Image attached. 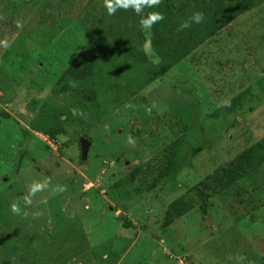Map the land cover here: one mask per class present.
Instances as JSON below:
<instances>
[{"label": "rangeland", "instance_id": "obj_1", "mask_svg": "<svg viewBox=\"0 0 264 264\" xmlns=\"http://www.w3.org/2000/svg\"><path fill=\"white\" fill-rule=\"evenodd\" d=\"M103 5L0 0V137L11 131L20 142L12 168L0 161V239L14 246L13 257L0 249V264H255L264 256V166L205 198V213L197 200L186 216L167 228L164 222L170 204L264 136V4L219 31L161 83L138 88L125 109H107L100 92L104 112L116 111L98 120V110L69 89L72 80L68 89L57 83L69 70L76 77V60H96L86 47ZM146 53L153 55L149 46ZM241 95L234 112L215 116ZM51 109L65 114L64 132L54 139L31 126L59 128ZM81 138L91 143L84 160ZM179 142L169 177L152 190L130 183L136 171L152 182L162 151ZM34 182L46 187L24 205ZM17 201L27 216L11 213Z\"/></svg>", "mask_w": 264, "mask_h": 264}, {"label": "trees", "instance_id": "obj_2", "mask_svg": "<svg viewBox=\"0 0 264 264\" xmlns=\"http://www.w3.org/2000/svg\"><path fill=\"white\" fill-rule=\"evenodd\" d=\"M262 4L264 0H161L158 6L146 7L139 15L131 8L117 9L111 16L105 10L86 47L90 55L97 57L96 60L91 65H88L87 61L76 60V67L71 69L77 73L76 77L73 73L69 74L70 70L65 72L62 80L57 83L58 88L68 89V82L72 80L75 87L69 89L81 94L82 104H90L92 109L98 110L97 119L102 120L113 111L115 113L118 108L125 109L126 107L122 105L128 102L129 98L136 97L139 90L141 92L154 84L161 83L157 80L186 60L196 49L209 42L219 31ZM194 11L202 12L204 21L200 24L192 23L189 28L180 30L179 25L189 22ZM153 12H159L164 19L152 25L151 29L142 28L141 19ZM104 39H108L107 44L111 46L107 55L102 46ZM148 46L153 55L149 56L146 53ZM38 71L40 72L41 68ZM258 83L260 85L262 81ZM134 86L136 88H132ZM100 92L105 95L103 101L106 108L112 107L116 110L109 111L110 113L104 112V106L100 103ZM241 100L242 95L232 98L221 105L215 116L224 119L226 116L221 115L234 112ZM101 109H103L102 112L99 111ZM44 110L45 108H42V112ZM48 112L53 113L59 128L43 130L36 125L31 124V126L34 132L54 139L64 132L60 125L65 121L63 120L65 114L59 109H51ZM4 129L14 131V126L7 124L4 125ZM10 132L7 131L5 137H0V161L12 168L16 157L14 147L20 142L16 141L15 136H8ZM180 143H173L162 151L157 162V173L152 182L137 178L138 171H136L130 178V183L143 189H154L177 168L179 159L177 154L182 148ZM45 149H48L46 144ZM263 166L264 136L236 155L231 162L219 167L205 181L170 204L165 211V228L171 224L173 218L186 216L197 200H201V208L205 213L207 206L205 198L221 194L238 182L245 181L248 176L258 172ZM21 169L22 166L19 164L16 172ZM125 195L130 196L128 193ZM129 225L128 222L124 224L126 227ZM0 249L7 256L13 257L14 246L10 245L6 239H0ZM255 264H264V256Z\"/></svg>", "mask_w": 264, "mask_h": 264}, {"label": "clouds", "instance_id": "obj_3", "mask_svg": "<svg viewBox=\"0 0 264 264\" xmlns=\"http://www.w3.org/2000/svg\"><path fill=\"white\" fill-rule=\"evenodd\" d=\"M161 3V0H104V8L106 9V12L108 15L114 14L117 9H129L131 8L134 13L137 15L141 14L144 8L146 7H155L158 6ZM164 17L162 14L159 12H153L149 14L147 17H143L141 19V27L145 29H151L152 25L156 24L157 22L163 20ZM205 17L202 12L199 11H194L190 17L189 22H183L179 25V29H187L191 26L192 23L195 24H200L202 21H204ZM19 27V25H18ZM46 187L45 183H39V182H34L29 186L28 189V194L24 196L23 203L24 205H29L31 204V199L30 197L35 195L36 192L42 190L43 188ZM60 191H64L63 188L59 189ZM11 213L14 215H25L27 216L28 213L25 211L22 213V209L20 207L19 202H14L10 204L9 206ZM37 215V214H33Z\"/></svg>", "mask_w": 264, "mask_h": 264}, {"label": "water", "instance_id": "obj_4", "mask_svg": "<svg viewBox=\"0 0 264 264\" xmlns=\"http://www.w3.org/2000/svg\"><path fill=\"white\" fill-rule=\"evenodd\" d=\"M80 145H81L82 159L84 160L88 157V153L91 148V143L86 138H81Z\"/></svg>", "mask_w": 264, "mask_h": 264}]
</instances>
